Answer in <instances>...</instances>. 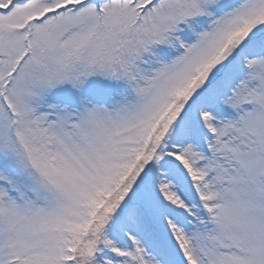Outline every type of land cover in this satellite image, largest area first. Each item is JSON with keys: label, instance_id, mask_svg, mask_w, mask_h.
Masks as SVG:
<instances>
[{"label": "snow or ice", "instance_id": "1", "mask_svg": "<svg viewBox=\"0 0 264 264\" xmlns=\"http://www.w3.org/2000/svg\"><path fill=\"white\" fill-rule=\"evenodd\" d=\"M0 264H264V0H0Z\"/></svg>", "mask_w": 264, "mask_h": 264}]
</instances>
